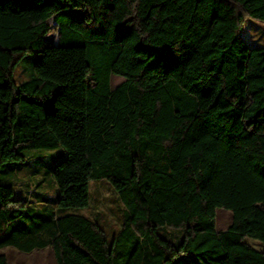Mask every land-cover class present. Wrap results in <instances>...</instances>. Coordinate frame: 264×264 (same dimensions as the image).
<instances>
[{"label": "trees", "instance_id": "obj_1", "mask_svg": "<svg viewBox=\"0 0 264 264\" xmlns=\"http://www.w3.org/2000/svg\"><path fill=\"white\" fill-rule=\"evenodd\" d=\"M249 17L264 22V0H0V179L30 151L65 150L50 165L55 206L0 180V264L7 246H52L58 264H264L247 241L264 242V46L243 38ZM100 179L122 202L111 242L68 212Z\"/></svg>", "mask_w": 264, "mask_h": 264}, {"label": "rangeland", "instance_id": "obj_2", "mask_svg": "<svg viewBox=\"0 0 264 264\" xmlns=\"http://www.w3.org/2000/svg\"><path fill=\"white\" fill-rule=\"evenodd\" d=\"M242 36L253 46H264V22L249 17L243 28ZM48 40L56 43L58 34L52 27L47 35ZM90 57L96 56L100 69L99 77L103 79V68L106 65L104 57L100 56L98 48H89ZM39 54L26 55L15 68V79L17 83L25 82L34 75L33 66ZM89 57V58H90ZM111 87H115L124 78L117 74L110 77ZM65 157V150L62 146L56 149H41L27 153V164L17 171L11 170L6 174L2 182L11 185L16 190V197H25L28 204L34 207L55 206L57 185L50 171V165ZM5 169V166H2ZM48 199L47 201L44 199ZM63 212V211H62ZM68 212L83 214L91 219L98 220V223L105 229L108 240L111 242L113 236L120 227L122 219V202L118 193L107 179L92 180L90 182V205L84 208H70ZM232 223V212L228 209L218 208L216 213V229L226 230ZM165 237L181 240L183 231L178 228L165 227L160 230ZM247 241L258 250L264 251V242L259 239L248 238ZM9 261V264H58L52 246L36 248L32 251H23L13 246L1 249ZM191 261L192 257H186Z\"/></svg>", "mask_w": 264, "mask_h": 264}]
</instances>
